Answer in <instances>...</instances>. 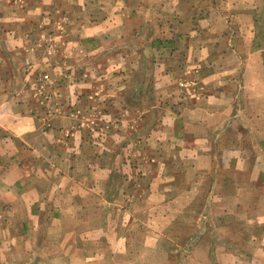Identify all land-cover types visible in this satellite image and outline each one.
Segmentation results:
<instances>
[{
    "label": "crops",
    "instance_id": "crops-1",
    "mask_svg": "<svg viewBox=\"0 0 264 264\" xmlns=\"http://www.w3.org/2000/svg\"><path fill=\"white\" fill-rule=\"evenodd\" d=\"M0 264H264V0H0Z\"/></svg>",
    "mask_w": 264,
    "mask_h": 264
},
{
    "label": "rangeland",
    "instance_id": "rangeland-1",
    "mask_svg": "<svg viewBox=\"0 0 264 264\" xmlns=\"http://www.w3.org/2000/svg\"><path fill=\"white\" fill-rule=\"evenodd\" d=\"M9 70H10V68L7 69L8 74H10V71H9ZM20 72H21V70H20ZM13 73H15V72L13 71L12 74H13ZM19 75H20V74H19ZM22 76H23V74H22ZM226 244H227L226 246L228 247L229 244H228V243H226Z\"/></svg>",
    "mask_w": 264,
    "mask_h": 264
}]
</instances>
